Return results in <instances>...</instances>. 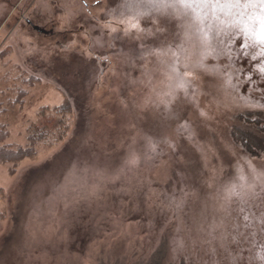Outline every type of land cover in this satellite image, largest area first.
<instances>
[{"label":"rangeland","instance_id":"obj_1","mask_svg":"<svg viewBox=\"0 0 264 264\" xmlns=\"http://www.w3.org/2000/svg\"><path fill=\"white\" fill-rule=\"evenodd\" d=\"M186 2L0 0V146L72 109L0 165V264H264V152L234 135L264 139L259 7Z\"/></svg>","mask_w":264,"mask_h":264},{"label":"trees","instance_id":"obj_2","mask_svg":"<svg viewBox=\"0 0 264 264\" xmlns=\"http://www.w3.org/2000/svg\"><path fill=\"white\" fill-rule=\"evenodd\" d=\"M71 111V106L68 104H62L60 107L56 108L51 116L43 115L46 113L44 110L41 111L40 118L42 119L41 122L43 124L40 128L34 125L28 128L27 144L25 146L16 148L0 146V165L10 164L12 165V168L15 169L21 161L32 158L36 155L37 147L40 144L52 145L53 142L49 141L50 138L54 141L61 140L67 131L68 124L66 119L69 114H71ZM4 113L5 109L3 105L0 104V116ZM256 117L259 119L261 113H259L258 116L256 115ZM255 123L260 126L261 119L257 120ZM251 129L235 127L234 135L248 153L257 156L256 154L264 152V139ZM7 136L8 132L6 128L0 126V143L7 139ZM167 249L166 241H161L151 254L148 261L143 264H166Z\"/></svg>","mask_w":264,"mask_h":264},{"label":"snow or ice","instance_id":"obj_3","mask_svg":"<svg viewBox=\"0 0 264 264\" xmlns=\"http://www.w3.org/2000/svg\"><path fill=\"white\" fill-rule=\"evenodd\" d=\"M199 2L205 6H211L213 9L216 7H227L232 8H244L245 11L249 7H259V13H250L249 18L255 21L257 27L250 28L245 26L242 28V31L249 35L250 38H253L256 43L264 45V0H188L185 3L186 7H191L193 3ZM239 16H244L245 12H239ZM264 54V53H262Z\"/></svg>","mask_w":264,"mask_h":264},{"label":"water","instance_id":"obj_4","mask_svg":"<svg viewBox=\"0 0 264 264\" xmlns=\"http://www.w3.org/2000/svg\"><path fill=\"white\" fill-rule=\"evenodd\" d=\"M35 28V27H34ZM35 29H37V28H35ZM38 30V29H37Z\"/></svg>","mask_w":264,"mask_h":264}]
</instances>
